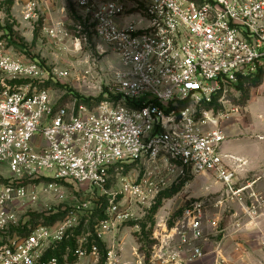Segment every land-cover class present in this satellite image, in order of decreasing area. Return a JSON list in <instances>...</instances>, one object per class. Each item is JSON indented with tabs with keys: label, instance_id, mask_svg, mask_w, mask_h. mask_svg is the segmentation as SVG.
Here are the masks:
<instances>
[{
	"label": "built area",
	"instance_id": "1",
	"mask_svg": "<svg viewBox=\"0 0 264 264\" xmlns=\"http://www.w3.org/2000/svg\"><path fill=\"white\" fill-rule=\"evenodd\" d=\"M71 1L97 54L117 60L112 85L92 110L76 103L55 107L50 93L36 87L44 80L39 65L0 48V264H127L117 231L131 214L118 197L139 194L141 185L122 182L120 190L110 189L133 164L180 166L193 178L212 176L225 189L223 199L190 205L171 238L153 246L151 263L186 264L187 252L194 260L206 256L212 234L204 227L217 232L223 221L209 215L210 208L226 200L238 203L251 221L264 219V195L254 188L264 182V164L253 181L238 186L228 162L240 160L222 153V122L230 112L207 109L214 102L226 109L240 80L264 68V0ZM53 2L27 0L22 19L36 21L42 5ZM76 42L81 51V38ZM182 103L188 105L180 108ZM46 184L49 189L39 190ZM69 186L77 190L65 191ZM48 196L69 207L65 216L30 225L26 207ZM103 198L107 218L94 233L81 230L78 214ZM175 236L180 249L167 253ZM135 254L136 264H145Z\"/></svg>",
	"mask_w": 264,
	"mask_h": 264
},
{
	"label": "rangeland",
	"instance_id": "2",
	"mask_svg": "<svg viewBox=\"0 0 264 264\" xmlns=\"http://www.w3.org/2000/svg\"><path fill=\"white\" fill-rule=\"evenodd\" d=\"M26 1L0 0V48L5 53L24 57L39 65L44 72V80L41 84L37 82L36 87L50 93L55 107L71 106L76 103L92 110L105 99L109 89L107 86L112 85L111 68L117 66L115 56L112 53L105 56L97 54L90 31L76 15L71 0H54L49 7L42 5L36 21L30 23L25 22L21 14ZM80 24L82 30L77 28ZM53 27L59 30L56 36H51L49 33ZM84 37L87 38V42H84ZM77 38H81L83 43L81 51L76 50ZM57 71H67L69 76L56 78L54 73ZM89 71L91 74L87 75ZM255 99L258 101H254ZM228 100L229 105L226 109L220 104L214 107L217 115L219 112H230V115H236L237 113H232L231 109L238 107L239 115H245L248 123H253L261 132H264V68L262 81L258 87L249 84L244 90H237V94L229 95ZM199 113L200 110L197 114L198 120ZM262 139L264 140V137ZM248 142L243 136L239 140H234L233 144L247 146ZM248 147L251 148V144ZM249 148L248 153H252L254 150ZM120 173L121 180H116L110 190H120L122 182H127L134 187L141 185L139 194L118 197L121 208L131 214L118 224L117 239L122 245V261L127 264H136L139 260L135 254L137 253L144 259L145 264H163L149 261L154 244L171 238L173 227L194 202L207 198L214 203L217 191L211 192L205 189L208 195L195 197L194 181L198 177H191L189 172L182 170L180 166H165L161 163L149 166L133 164L124 167ZM214 182L217 183L216 180ZM48 185L40 187L39 190L49 189ZM65 188L68 192L77 190L75 186ZM218 197L225 198V192L221 191ZM54 198L53 196H48L46 199L43 197L40 204H30L26 207L24 214L30 225L51 224L65 216L67 210L64 208L69 207H65L60 201L56 202ZM101 200L99 203H96L94 199L90 200L86 206V212L81 211L78 214L77 221L81 230L94 233L98 221L107 218L105 213L107 199ZM209 215L212 216L210 213ZM88 216H90L89 220ZM225 216L222 217L224 221H221L217 232L211 230L209 226L204 227L205 232L212 234L209 235V243L205 247L206 256L194 260L191 259V253L187 252L184 254L186 264H192L213 254L216 256L215 264H264L252 245H246L240 241V244L244 246L237 245L238 240L235 241L228 256L224 253L222 240L228 239L231 232L228 221L230 214L226 213ZM54 217L56 219L53 220ZM237 230L234 232H238ZM171 249L167 253L180 249L179 239L176 236ZM262 249L264 250L263 244ZM104 251L105 249L103 253ZM245 254L247 257L249 254L247 263L243 258ZM255 259L256 262H253Z\"/></svg>",
	"mask_w": 264,
	"mask_h": 264
},
{
	"label": "crops",
	"instance_id": "3",
	"mask_svg": "<svg viewBox=\"0 0 264 264\" xmlns=\"http://www.w3.org/2000/svg\"><path fill=\"white\" fill-rule=\"evenodd\" d=\"M254 101L258 100L255 99ZM250 102H252V100ZM247 109L248 105L245 107L246 111ZM230 117L231 118L228 120L222 122V127L226 133V142L222 146V153L225 156H232L240 160V163L228 162V164L236 170V182L238 183V186H241L247 182L253 181L255 175L258 174L264 164V140L262 139V137H264V132H261L253 123H248L245 115L233 114ZM259 117L263 118L262 115H259ZM243 136H245L249 141L247 146L233 144L234 140H239L241 137L243 138ZM250 144L251 148L248 147ZM248 148L253 149L254 151L252 153H248ZM214 180L215 178L210 175L200 176L195 179V197H203L206 194L205 189H207L211 192L217 191V193H215L217 195L216 200H220L218 195H220L221 191H224L225 189L223 185L215 183ZM254 188L264 195V182L257 184ZM209 212L212 215H218L221 217L225 216L226 213L230 214V216H228L229 226L231 228L230 236L228 239L222 240L223 250L227 256L234 246L235 241L238 240V243L236 242L237 245L244 246L241 245L240 242H243L246 245H252L256 250V254L261 256L260 261L264 263V250L262 249V244L264 245V219L251 221L250 218L244 215L238 203L227 200L224 201V205L222 207H212ZM223 218L222 220L224 221ZM239 225L240 228H236ZM232 228L234 230L238 229V232H234ZM245 255L243 258L245 263H247L249 254L248 257ZM215 261L216 256L213 254L192 264H215ZM253 262H256V259Z\"/></svg>",
	"mask_w": 264,
	"mask_h": 264
},
{
	"label": "trees",
	"instance_id": "4",
	"mask_svg": "<svg viewBox=\"0 0 264 264\" xmlns=\"http://www.w3.org/2000/svg\"><path fill=\"white\" fill-rule=\"evenodd\" d=\"M262 76H263V68H261L254 76H252V77H249V78H246V79H242V80H240V82H239V84H238V86H236V89L238 90V91H242V90H244L245 88H246V86L247 85H251V86H253V87H258L260 84H261V81H262ZM111 97H113V98H116V99H120V96H114V95H111ZM130 104V103H129ZM79 105H81V104H79ZM188 105V103H182V104H180V108H184V107H186ZM217 105V103H213V104H211L210 106H208V108L207 109H211L212 107H215ZM132 107H134V108H137L138 107V105H134V106H132ZM216 107H218V106H216ZM57 218L58 217H60V216H56ZM56 217H54L53 218V220L54 219H56ZM58 220V219H57ZM155 244H157V242L155 243ZM154 244V245H155ZM75 244H74V242H72L71 243V246L73 247ZM100 245V247L102 248V252H103V249H104V247H103V245L100 243L99 244ZM56 255H58V254H56Z\"/></svg>",
	"mask_w": 264,
	"mask_h": 264
}]
</instances>
